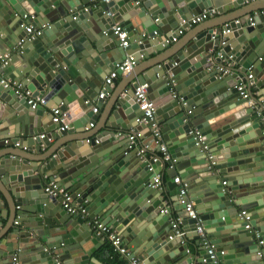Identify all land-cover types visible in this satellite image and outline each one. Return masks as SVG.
<instances>
[{
  "label": "water",
  "instance_id": "water-1",
  "mask_svg": "<svg viewBox=\"0 0 264 264\" xmlns=\"http://www.w3.org/2000/svg\"><path fill=\"white\" fill-rule=\"evenodd\" d=\"M245 1L249 0H0V54L4 49L13 52L0 68V80L10 78L34 94L44 95L54 106L70 109L71 127L61 133L79 132L78 127L91 117L96 120L94 125L100 117L92 116L91 102L85 100L97 98L106 74L128 54V48L120 47L111 31L116 21L127 26L130 47H139V64L145 47L164 50L168 45L165 39L176 34L181 19L210 7L222 12L235 10ZM88 2L92 4L85 10ZM259 8L251 7L225 21L230 24L228 34H220L224 22L198 30L177 43L171 53L131 74L110 99L99 126L103 130L96 136H75L74 145L62 154L51 152L36 160L45 164H31L12 151L0 152V217L7 219L0 229V264H13L8 259L15 252L22 259L30 257L18 264L96 263L91 255L101 236L87 223L96 215L121 229L124 240L136 248L134 255L144 264H190L193 260L183 239L193 240L199 254L207 256V247L195 231L197 223L215 247V260L208 264H264L262 256L255 257L259 240H264V130L258 110L241 107L245 101L235 87L250 66L254 76L263 79L264 12L253 15V23L249 20V14ZM28 23L35 28L49 25L29 40L22 26ZM222 40L225 43L221 45ZM218 51L224 56L233 54L240 67L219 78L215 69L220 63ZM142 82L147 83L154 101L155 121L169 153L165 161L139 157L115 140L120 138L119 132L125 136L131 128L143 133L145 129L150 135L148 124L135 122L141 111L134 90ZM112 87H105L107 94ZM51 107L46 103L30 108L0 82V121H6L0 129L1 142L9 146L17 140L18 147H23V139L17 136L20 133L26 136V144L46 142L48 132L42 139L38 135L51 119L46 110ZM80 108L85 113L78 117ZM218 116H222L219 121L211 122ZM49 125L47 130H53L51 121ZM194 130L199 131L206 148L197 143ZM93 137L100 138L99 142ZM86 138H90L88 146L80 148ZM164 166L172 170L169 177L179 173L189 184L185 198L193 200L196 218L187 216L178 198L180 186L173 181L167 183L169 206L161 214L160 200L153 197L159 190L163 198V190L150 184ZM46 177L74 194L80 192L81 198L88 200V214H70L60 199L48 198L43 193ZM249 189L261 194L247 201L238 199ZM18 204L24 213L21 226L14 225L16 213L20 215L14 208ZM244 208L251 211L249 221L239 215ZM172 213L181 218V228L186 231L183 237H172ZM246 222L251 229L245 228Z\"/></svg>",
  "mask_w": 264,
  "mask_h": 264
},
{
  "label": "built area",
  "instance_id": "built-area-1",
  "mask_svg": "<svg viewBox=\"0 0 264 264\" xmlns=\"http://www.w3.org/2000/svg\"><path fill=\"white\" fill-rule=\"evenodd\" d=\"M108 1V0H103ZM86 10L87 7H84ZM217 13V9L215 7H210L203 9L201 12L197 14H192L188 18H183L179 22V27L176 29V34H172L170 38H166V43L175 42L183 33V30L187 26H192L198 23H201L212 17ZM108 15L111 13L108 11ZM26 17V15H24ZM249 20L252 22V15L249 16ZM235 23L239 22V19L234 20ZM253 23V22H252ZM48 23L42 25V27H48ZM24 30L26 32L27 38L32 40L39 36L42 33V27L35 28L33 24H22ZM222 29L220 30L221 35H226L230 32V24L229 22H224L222 25ZM111 31L115 35L116 40H118L120 47L128 48L130 45V40L128 37V31L124 27L123 24L119 22H115L111 26ZM106 33V32H105ZM24 39H20L18 44ZM138 42H141L140 40ZM225 43V40L221 41V45ZM216 55L220 58V63L217 64L215 69L218 71V77L221 78L225 74H231L234 69V60L233 54H228L224 56L220 51L216 53ZM9 60V54L0 55V68L7 63ZM137 64V57L129 53L127 54L121 62H118L114 65V67L109 70L103 80V87L101 91L98 93L97 99H103L106 95V86L111 85L113 81L120 75L130 72L133 67ZM252 66L248 67V72L244 76L239 77V81L236 84V90L238 91L240 97L246 102H248L251 108L259 109L258 113L261 115V125L264 128V100L260 102H256L251 98V94L249 89L251 86L255 84L256 78L254 76ZM0 82L3 84L5 88L12 90L15 95L19 98L25 100V102L30 106V108H37L40 105H45L47 103V98L44 95L34 94L31 89L22 83H18L9 78H2ZM147 83H137L134 90L135 102L138 104V110L141 111V115L135 118V122L138 125L148 124V130L150 135H144L143 130L131 128L125 132V136L123 132H119V136L123 137L127 140L126 149L127 150H135L136 154L139 157H146L150 154V158L153 160L161 159L163 161L169 159V153L167 151V146L164 142H162V133L160 131V125L155 121L154 117V101L149 97V93L147 91ZM174 94V93H173ZM181 99V98H180ZM91 99L85 100V103L91 102V110L93 113L98 112V106L92 104ZM182 101V99H181ZM183 104H186V101H182ZM195 108V105L192 106ZM51 123L55 126L53 130H49L47 139H50L52 133L62 132L70 129L71 127V116L72 111L70 109H62L60 104L51 107ZM94 127V122H88V125L85 126V130H89ZM195 138H197V143H201L199 131L194 130ZM47 133H41L38 135L39 139H42L46 136ZM95 142H99L100 138L93 137ZM86 142H90V138L85 139ZM7 141V139L5 140ZM15 146L20 145L19 141L13 142ZM202 148H206L207 146L203 143ZM157 147V149L154 148ZM28 144H23V148L26 149ZM169 167V166H168ZM173 182L179 184V193L178 198L180 202L184 203V209L187 212V216L190 218H196L197 213L194 207V203L192 200L186 199L188 184L181 180L180 176H174ZM161 177L160 175H154L153 181L150 184L151 187L160 188ZM222 184H226V181L223 180ZM43 192L47 195L48 198H57L60 199L62 207L70 214L83 215L86 216L88 214V200L86 198L82 199L80 193H73L65 186L61 185L55 180H50L46 182L43 186ZM19 208V206L17 207ZM167 207H163L161 212H166ZM246 221H249L250 215L247 211L242 210L239 214ZM15 224L18 223V220L14 221ZM88 225L91 229L97 234L101 236V239L104 241H108L111 246V252L113 254H118L123 259V264H144L137 256H135L125 244L123 237L114 229L109 227L108 224L103 222L99 217L92 216L87 219ZM170 224L173 231V236L183 237L186 233L185 230L181 228V218L180 217H171ZM246 229H251V225L249 222L245 224ZM196 233L199 234L200 242L207 247L206 255L201 257L199 263L200 264H208L209 261L215 260V247L210 243L209 237L205 234L204 227L197 223ZM171 237V236H170ZM263 240H259V244H262ZM221 254L224 253V250L220 251ZM257 254L261 255V250L257 251ZM13 261H16V256H14ZM190 264H195L191 262Z\"/></svg>",
  "mask_w": 264,
  "mask_h": 264
},
{
  "label": "crops",
  "instance_id": "crops-1",
  "mask_svg": "<svg viewBox=\"0 0 264 264\" xmlns=\"http://www.w3.org/2000/svg\"><path fill=\"white\" fill-rule=\"evenodd\" d=\"M91 4L92 3L88 2L87 4H85L83 6V8L84 7H89V6H91ZM255 6H261L262 8H259V9L255 10V11H252L249 14L250 16L251 15L252 16L255 15L257 12L258 13L259 12H264V0H249V1H245L243 6L238 7L235 10L228 8V9H226L225 12L218 11V9L216 8L217 9V13L215 15H213L212 17H209L208 19H206L205 21H203L201 23L185 27V29L183 30V33L177 38V40L174 43H172V44L169 43L168 45H166L164 47V50L155 49V47H153V46H147V47H145V49H142L141 50L142 51L141 57H139V64L137 63L130 72L125 73V74H120L116 78V82L114 83V81H113V83H112L113 86H114V87H112L113 90L109 94H107L103 99H101L100 103H99V99H97V98L94 101H92L93 105H97L98 106V112L97 113H93L92 110H91V107H90V111L92 113V116L99 115L100 117H99L98 123L95 124L94 127L90 128L89 130H85V125L86 126L88 125V122H87L85 125H83V127L82 126L78 127V129L81 130L79 132H69V131H67L65 134H63L61 132H55V133H52L51 138L47 139L46 142H42L41 144H39V146L37 144L35 146H32V145L28 144V147L26 149H24L23 147L19 148L18 146H15L14 144L9 145V146L8 145H4L1 142V140H0V152L5 151V150L6 151L7 150L8 151H12V152L22 156V158H26L27 161H29V163H31V164H38V163L45 164L44 161L40 162V161H36V160L37 159L39 160V159L44 158V157H47L51 152L59 151L62 154L63 151L67 150L70 147L71 144L74 145L73 138L75 136H78V135L87 136V137L88 136H96L97 133L99 134V132L103 130V129H99V126L102 124V122L104 121V119L106 117L107 107L109 106V104L111 102L110 99L113 96H115L117 94V92L129 80V78H131V76H130L131 74L134 76L137 72L141 71V69L143 70V69L147 68L149 65H151L153 62L157 61L162 55L164 56L165 54L171 53L172 49L174 48V46L177 43L182 42L183 40L188 38V36L190 37L192 34L197 32L198 30H201V29L207 28V27H212V26L216 27L219 24L227 21L230 17H232V16H235V17L237 16L238 17L241 14H243V12L245 10L250 9L251 7H255ZM75 11L77 12V9ZM244 18H245V16H244ZM236 19H239V18H236ZM116 22L122 23L119 20L116 21ZM122 24L127 29V26L124 23H122ZM127 31H128V29H127ZM138 35L139 34H136L134 36L139 38ZM135 43H137V41ZM130 45H129L128 50H127L128 54L132 53V54H134L136 56L137 53L139 52V47L131 48ZM3 51H6L4 54H9V58L13 55V52L10 49H6V50L4 49ZM0 55H2V54H0ZM18 64H20V63H18ZM233 64H234V68L240 67V64H238L236 61H234ZM15 72L16 71H13V73H15ZM233 72L234 71H232V73ZM4 78H7V77H4ZM102 87H103V83L101 85V89H102ZM249 92L251 94V98L253 100H255L256 102H260V101L264 100V73H263L262 81H260L258 78H256L255 84L253 86H251V88L249 89ZM194 103H197V102L194 101ZM47 105L54 106V104H52L51 100H47ZM245 106L250 107L251 105L246 101L243 104H241V107H245ZM50 109L51 108H46V110H48L49 114H50ZM256 110H257V108H256ZM258 111H259V109H258ZM79 113H81V115L79 116V114H78V117H81L85 113V111L83 109H81V112L79 110ZM258 114L260 115V113H258ZM221 117L222 116H218V118L215 117V118H213L211 120V122L214 121V120H215V122H217V121H219L218 119H221ZM48 118H49V115L44 120H47ZM90 119H91V121H93V122L95 121L96 122L95 118L91 117ZM5 122H1L0 121V129L3 128V126L5 125L4 124ZM44 122L45 121H42V123H44ZM49 124H50V119H48V122H46V124L43 125V127H42L43 128V133H47L49 131V130H47V128L50 127ZM261 128L264 130L262 125H261ZM144 134L146 135L145 129H144ZM1 135H6V134H1ZM17 136H18L19 139H23V141L21 142L22 144L26 143L25 142L26 136H24L21 133L18 134ZM7 137H9V135ZM115 140L118 141L119 143L120 142L124 143V147H126L127 140L124 137H120V138H117ZM106 144H108V143H106ZM87 146H88V142H86V140L83 139L82 145H81L80 148H86ZM39 147H40V149L38 150ZM150 156L151 155L148 154L146 156V158H150ZM168 173H172L171 168L168 167V166L162 167L160 172L157 173L161 177V184L159 186L160 187L159 189L163 190L162 191L163 198H161V196L159 195V190H158V193L156 191H155V193L153 192L154 193V197H153L154 201L160 200L159 206H161L162 208L169 206V202H167L168 200H166V198L169 199L168 195H167V193H168L167 183L170 182V181H173V177L174 176H180V174L177 173V174L173 175L172 178H171V177H169ZM53 177H55V179H58L57 176H53ZM180 178H181L182 181L185 182V180L181 176H180ZM55 179H53V180H55ZM48 181H50V179L48 177L44 178V184L46 182H48ZM225 181H227V180L225 179ZM44 184H43V186H44ZM187 190H190L189 184H188V189ZM252 190L253 189H249L248 190L249 192L240 193V197L238 199H245V200H241V201H247V200H250V199H255L256 195H258L259 193L261 194V192L254 193V191H252ZM190 200H192V199H190ZM253 202H256V201L253 200ZM18 206H19V208H17ZM14 208L16 210L20 211L19 212L20 215L18 213H16V218L18 219V223L17 224L14 223V225H20L21 226L22 223H21L20 220L22 219V214H24L21 211L22 205L18 204ZM12 209H13V207H12ZM15 209H13V210H15ZM243 210L247 211L249 213V215H251V211H249L247 208H244ZM161 214H164V213H161ZM171 216L175 217L174 213H172ZM97 217L100 218V216H97ZM158 218H160V214H158L156 216V219H158ZM6 220H7L6 217H0V229L3 226V224L6 222ZM108 225H109V227H111L112 229L116 230L121 235V229L113 227L110 223ZM157 226H160V225L157 224ZM251 228H252V225H251ZM212 229L213 228H210V230H212ZM256 234L258 235L257 232H256ZM123 240H124V238H123ZM124 242L128 246L129 250L134 254V251H136V248L134 246H132L131 244H129V242H126L125 240H124ZM182 243H186L187 244V253L190 255L191 259L193 260L192 262H194L195 264H198V262L200 261L202 256L199 254V250L196 248V246L194 244V241L193 240H189V239H187V240L183 239ZM97 245H98V247L95 249V251H93V253L91 255L92 256L91 260H94V262H96L95 259H97L99 262L97 261L94 264H123L122 257H120L118 254H113V252H111V246H110V243L108 241L102 242V239H100ZM1 247H3V245ZM258 250H261V255L257 254V252H256L255 257L262 256V258H264V253H263L264 252V240H263L262 244H259V242H258ZM14 256H16V261H13V259H12ZM27 258L30 259L29 256L28 257H24L22 259V256L19 254V252H15L13 254V256L8 259V261H10L11 263L13 262V264H18L20 262L26 261Z\"/></svg>",
  "mask_w": 264,
  "mask_h": 264
}]
</instances>
